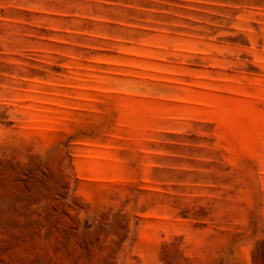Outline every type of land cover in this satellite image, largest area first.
Segmentation results:
<instances>
[{
	"label": "rangeland",
	"instance_id": "1",
	"mask_svg": "<svg viewBox=\"0 0 264 264\" xmlns=\"http://www.w3.org/2000/svg\"><path fill=\"white\" fill-rule=\"evenodd\" d=\"M0 264H264V0H0Z\"/></svg>",
	"mask_w": 264,
	"mask_h": 264
}]
</instances>
